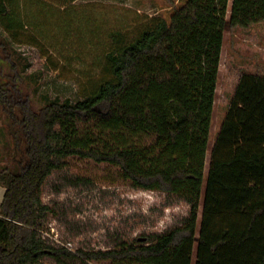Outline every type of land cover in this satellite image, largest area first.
<instances>
[{"label":"trees","instance_id":"obj_1","mask_svg":"<svg viewBox=\"0 0 264 264\" xmlns=\"http://www.w3.org/2000/svg\"><path fill=\"white\" fill-rule=\"evenodd\" d=\"M229 1L186 0L132 40L115 37L106 55L113 78L89 96L55 98L38 111L23 102L21 117L9 111L26 148L14 167L0 165V264H264V76L241 75L206 175L226 25L264 21V0H233L228 17ZM7 11L0 0V17ZM70 156L116 165L135 187L183 197L187 219L155 240L57 247L43 235L53 212L43 187Z\"/></svg>","mask_w":264,"mask_h":264},{"label":"rangeland","instance_id":"obj_2","mask_svg":"<svg viewBox=\"0 0 264 264\" xmlns=\"http://www.w3.org/2000/svg\"><path fill=\"white\" fill-rule=\"evenodd\" d=\"M185 1L77 0L59 7L43 0H7L8 11L0 17V165L14 167L25 158L23 132L9 111L20 116L18 104L23 102L38 111L55 98L75 101L89 96L113 78L106 55L115 37L132 40L154 17L170 20ZM245 72L264 76V21L249 27L226 25L206 175L213 145ZM17 139H22V149ZM64 161L43 187V201L53 209L43 235L57 247L105 250L139 237L155 240L184 223L190 213L183 197L135 187L116 165L79 156ZM201 214L202 207L200 218ZM74 264L107 263L79 258Z\"/></svg>","mask_w":264,"mask_h":264},{"label":"crops","instance_id":"obj_3","mask_svg":"<svg viewBox=\"0 0 264 264\" xmlns=\"http://www.w3.org/2000/svg\"><path fill=\"white\" fill-rule=\"evenodd\" d=\"M5 192H6V188L4 186L0 185V206H1V203L4 199Z\"/></svg>","mask_w":264,"mask_h":264}]
</instances>
